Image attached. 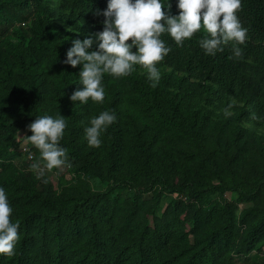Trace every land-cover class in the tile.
Listing matches in <instances>:
<instances>
[{
  "label": "rangeland",
  "instance_id": "374dc122",
  "mask_svg": "<svg viewBox=\"0 0 264 264\" xmlns=\"http://www.w3.org/2000/svg\"><path fill=\"white\" fill-rule=\"evenodd\" d=\"M23 1H35L37 6L30 8L23 23H15L13 30L0 38V101L4 102L9 114H29L30 110L22 103L20 92H25L31 100L32 91L36 95L35 107L39 113L55 117L60 114L61 71L56 63L57 47L52 28L59 25L67 38H70L64 47L66 52L74 38L83 39L102 30L104 17L95 18L90 9L87 10L86 18L79 16L76 12L85 8L84 0ZM163 10L170 15L179 13L168 7ZM206 35L201 28L182 45H177L167 33L162 35L161 38L171 51L157 64L161 73L157 85L178 101L183 92L175 83H171L173 79L181 80L183 85L192 82L202 84L201 93L188 95L187 100L180 103L188 106L191 119L201 120L205 125V130L211 135L209 144L220 164H223L221 156L236 147L237 164L246 166L247 180L251 182L257 180L259 174L253 167L258 160L248 140L249 134L264 135V116L255 109L252 102L258 97L264 98V46L250 43L243 47V44L229 42L224 45L222 52L212 56L207 55L199 44L200 39ZM235 48L241 50L239 57L234 54ZM196 51L203 53L208 64L215 61L220 65L222 53L226 52L228 73L244 83V97L227 93L222 100H217L210 91L211 87L217 86L213 79L191 76L185 69L184 62ZM80 67L68 65L74 89L82 87L77 82ZM134 73L148 79L146 70L140 66H135L130 75ZM102 83L105 89L103 103L89 99L85 104L72 102V106L76 113L78 139L95 156L103 170L110 165V126L102 133L99 147L90 146L85 136V128L89 126L91 118L102 111L113 112L116 116L112 124L117 143L112 152L114 165L111 169L122 178L131 177L139 184L145 180L144 162L134 140L136 133L152 152L153 159L146 163L149 166L155 167L153 162L167 161L170 158L176 160L177 167L189 164V158L185 159L181 154V149L185 147L183 138L173 127L157 118L153 102L160 99L159 92L154 98L156 92H145L134 86L129 81V76L114 78L105 74ZM247 94L250 99L245 98ZM23 135H31L29 129H18L0 139V187H4L13 208L10 220L19 223V237L24 230L20 223L24 216L36 214V219L26 229L27 234L32 236L29 248L35 256H38L42 245L50 248L63 246L67 252H85L94 244L92 230H96L95 236L102 244V250L113 251L123 242L140 237L141 234L150 239L154 231L164 224L176 228L181 256L195 251L198 254L202 252L201 246L205 243L204 236L207 232L220 224L226 211H232L235 228L227 237L226 243L220 246V264L229 260L230 264H251L255 260L264 264V236L248 252H236L250 221L249 217L242 216L253 207L252 201L241 199L236 191L220 193L210 188L207 194L201 195V202L186 191H174L160 184L140 192L126 183L115 184L92 176L73 167L68 161L59 168L46 170L44 176L38 178L30 166L37 161L43 165L40 152L33 145L25 144L26 137ZM189 165L194 166L195 173L202 174L199 164ZM177 181L178 178L175 177L174 183ZM204 184L207 185L208 180ZM243 185L248 184L244 182ZM101 193L107 195L104 194L103 199L88 209L92 223L79 222V205L73 213V218H78L77 221H69L64 214L59 213L61 209L69 214L71 206L80 202L81 198L90 200L96 197L95 194ZM197 207L198 213L192 212ZM221 239L219 238V243L222 242ZM16 248L15 246V251ZM7 257L10 256L3 255L0 264Z\"/></svg>",
  "mask_w": 264,
  "mask_h": 264
},
{
  "label": "trees",
  "instance_id": "16d2710c",
  "mask_svg": "<svg viewBox=\"0 0 264 264\" xmlns=\"http://www.w3.org/2000/svg\"><path fill=\"white\" fill-rule=\"evenodd\" d=\"M84 3L85 8L83 10H77L76 12L83 18L87 17L88 9L94 14L95 9L103 10L107 7V0H84ZM166 3L167 0H165ZM35 6H37L35 1L27 3L23 0H0V38L8 35L13 30L15 23L24 21L30 8H35ZM165 7L173 8L177 12L180 11L176 6V0H169L168 5ZM237 15L242 26L247 29V36L243 47L250 43L264 46V0H242L241 8ZM94 17L99 19L103 15L94 14ZM52 31L54 32L57 47L56 63L61 71L59 109L67 124L60 144L67 149V161L73 167L89 173L92 176L99 177L102 180L112 181L115 184L126 183L140 192L147 191L153 185L160 184L165 187H170L174 191H186L191 196L197 197L198 201L201 202V195L207 194L210 188H214L220 193L227 190L236 191L241 199L253 202V207L248 209L242 216V218L249 217L250 221L244 238L236 252L246 253L254 247L258 243V240L264 236V135L249 134L248 140L251 142L255 152L254 154L258 160L253 167L256 169V173L259 174L257 180L249 182L247 180L248 172L246 166L243 164L238 166L237 164L238 152L236 151V147L231 152H226V155L221 156V162L223 164H220L215 151L209 144L211 135L205 130V125H203L201 120L191 119V111L188 106L180 103V101H186L188 95L201 93L203 91L202 84L192 82L188 85H183L181 80L173 79L171 83H175L180 88V91L183 92L180 98H178V102L174 99L173 95H167L162 89H159L158 85L152 87L149 79L137 73L133 75L129 74V81L134 86L142 88L145 92H156L154 98L159 92L160 99H155L153 102L158 120L173 127L179 133L185 141V147L181 149V154L184 155L185 159L189 158L192 160L191 162L188 159L189 164H199L203 172L198 175L194 171V166L191 167L187 163L177 167L176 160L173 158L167 161H155L153 162L155 163V167L149 166L146 163L153 159L152 152L150 151V147L146 146L140 139L139 134L136 133V135L134 134V140L139 148L141 160L144 162L145 180L139 184L131 177L122 178L111 169L114 165L112 152L117 143V135H115L113 124L110 125L109 130L111 144L108 149V158L110 165L106 170H103L95 156L78 139L76 113L72 106V101L69 100V96L76 89H74V83L71 81L68 65L62 63L66 54L64 47L69 43L70 38H67L62 28L57 24L52 28ZM63 42H65V45H62ZM230 42L236 44L234 41ZM221 61V65L215 61L208 64L203 53L196 51L187 58L184 66L187 72L193 77L213 79L217 86L211 87L210 91L217 100H222L227 93L240 98L244 97V83L236 77H231L228 73V55L226 52L222 53ZM26 79L29 81L28 76H26ZM30 88L32 89L31 84ZM31 94L32 99L29 100L25 92H20L22 103L30 110L29 114L23 112H17L14 115L9 114L4 102L0 101V139L6 134L15 132L18 129H28L27 125L35 117L43 116L35 107V92L31 91ZM245 98L250 99L249 94ZM252 102L255 109L264 116V98L258 97ZM250 117L252 118V116ZM240 133V130H238V135ZM175 177L178 178L177 183H174ZM207 180L208 184L205 185L204 181ZM244 182L248 185L244 186ZM104 194L107 195L106 193L95 194L96 197L93 199L90 198V200L81 198L80 202L71 206V213L68 214L66 210L61 209L59 213L64 214V217L68 218L69 221H77L78 218H73V213H75L76 206L79 205L80 209L77 211L79 222L92 223L91 214L88 212V209L93 208L98 201L103 199ZM199 207L193 208L192 212L195 211V213H198ZM35 219V213L24 216L22 222H20L23 224L24 230L16 243L17 248L15 254L4 259L1 264H220V257L218 256L220 246L226 243L227 237L235 228L232 211H226L220 224L209 230L206 236H204L205 243L203 242L204 244L201 246L203 247L202 252L198 254L195 251L192 254L181 256V252L178 250V233L176 228L167 227L164 224L160 225L154 231L150 239H147L144 234H141L140 237L123 242L113 251H103L101 248L102 244L100 245L97 240L96 230H92L94 244L85 252H67L63 246L56 245L50 248L42 245L39 247L38 256H35L29 248L32 236L26 232L27 225ZM219 238H222V242L220 243ZM216 242H218V245ZM1 259H3V254H0V261ZM221 264H230V260L228 262L222 261ZM251 264L262 263L255 260Z\"/></svg>",
  "mask_w": 264,
  "mask_h": 264
},
{
  "label": "clouds",
  "instance_id": "9594fccd",
  "mask_svg": "<svg viewBox=\"0 0 264 264\" xmlns=\"http://www.w3.org/2000/svg\"><path fill=\"white\" fill-rule=\"evenodd\" d=\"M165 0H107L103 10L95 9V15H103L102 30L83 39L74 38L62 63L76 67L80 65L78 83L82 87L69 96L72 102L85 104L91 99L103 103L105 74L114 78L126 77L135 66L146 70L151 86L156 87L161 78L157 64L171 51L161 38L167 33L177 45L204 29L206 36L200 39V47L207 55H216L230 41L243 44L247 29L237 13L242 0H176L180 10L177 15L164 11ZM95 43V49L93 45ZM135 48V50H133ZM239 57L241 50L234 49ZM64 94V93H63ZM61 113L58 116H37L27 125L31 135L24 143L31 144L40 152L39 161L30 167L38 178L46 170L59 168L67 161V149L60 141L67 127ZM116 120L113 112L102 111L91 118L85 128L87 142L92 147L102 143V133ZM20 136V135H19ZM13 208L4 187H0V254L13 256L19 240V223L12 222Z\"/></svg>",
  "mask_w": 264,
  "mask_h": 264
}]
</instances>
